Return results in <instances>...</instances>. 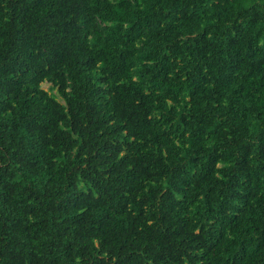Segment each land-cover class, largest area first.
<instances>
[{
    "label": "trees",
    "instance_id": "trees-1",
    "mask_svg": "<svg viewBox=\"0 0 264 264\" xmlns=\"http://www.w3.org/2000/svg\"><path fill=\"white\" fill-rule=\"evenodd\" d=\"M0 264H264V0H0Z\"/></svg>",
    "mask_w": 264,
    "mask_h": 264
},
{
    "label": "rangeland",
    "instance_id": "rangeland-1",
    "mask_svg": "<svg viewBox=\"0 0 264 264\" xmlns=\"http://www.w3.org/2000/svg\"><path fill=\"white\" fill-rule=\"evenodd\" d=\"M42 86L46 89H49L51 92H55L56 90L55 89H50L49 86H50V82L48 81H45L42 83Z\"/></svg>",
    "mask_w": 264,
    "mask_h": 264
}]
</instances>
